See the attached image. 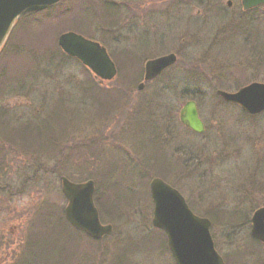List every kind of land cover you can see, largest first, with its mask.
I'll list each match as a JSON object with an SVG mask.
<instances>
[{
  "label": "rangeland",
  "instance_id": "obj_1",
  "mask_svg": "<svg viewBox=\"0 0 264 264\" xmlns=\"http://www.w3.org/2000/svg\"><path fill=\"white\" fill-rule=\"evenodd\" d=\"M232 1L229 10L216 0H63L16 24L0 55V144L18 147L1 146L11 166L0 172V264H17L27 251L9 257L6 228L18 238L28 232L29 248L37 237L20 264H173L151 226L145 183L153 171L143 165L153 159L211 221L226 264H264V244L250 236L252 214L264 207V112L247 116L216 96L264 82V8L244 14ZM65 32L101 43L117 77L101 86L65 56L56 43ZM170 54L175 64L136 93L145 62ZM189 100L201 135L179 123ZM115 111L128 128L120 148L110 140L115 130L106 138L102 129ZM61 177L94 182L109 235L94 240L67 225ZM130 192L144 199L132 202Z\"/></svg>",
  "mask_w": 264,
  "mask_h": 264
},
{
  "label": "water",
  "instance_id": "obj_2",
  "mask_svg": "<svg viewBox=\"0 0 264 264\" xmlns=\"http://www.w3.org/2000/svg\"><path fill=\"white\" fill-rule=\"evenodd\" d=\"M62 0H0V52L16 23L25 15L44 10ZM244 10L264 4V0H241ZM58 45L68 56L76 58L102 81L112 80L117 74L114 62L105 48L73 32L62 34ZM176 61L174 55L148 61L145 80L160 73ZM141 88V86L139 87ZM217 95L227 103L239 104L249 114L264 110V84L253 83L236 93L218 91ZM181 123L191 130L202 133L203 124L198 118L196 104L187 102L180 113ZM61 190L67 200L64 209L66 220L75 229L84 231L94 239H102L112 231L111 225H102L94 205V183H72L61 178ZM155 205L152 223L165 231L168 247L176 264H224L213 248L209 233L210 223L188 209L179 192L158 178L150 183ZM252 236L264 240V209L252 216Z\"/></svg>",
  "mask_w": 264,
  "mask_h": 264
},
{
  "label": "flooded vegetation",
  "instance_id": "obj_3",
  "mask_svg": "<svg viewBox=\"0 0 264 264\" xmlns=\"http://www.w3.org/2000/svg\"><path fill=\"white\" fill-rule=\"evenodd\" d=\"M216 1H218V4H217L218 8H221V9L223 8V5H225L226 9H229L230 10L231 7H232V5H233V1L232 0H216ZM236 3H237V6H239V8H241L240 9L241 12L244 13V14L251 13L252 11H255V10L243 11L242 10V7H241V1L240 0H236ZM159 76H161V74H159L158 76H156L155 78H153L151 80H148V81H144L143 82L144 74L142 75V80H141V75H139L137 77L139 79V81H138L139 84H138L137 87H139V85L141 83H143V84H142V89L141 90H136L137 91L136 93H141L144 90V88L146 86H149L150 84L153 85V83L156 82V79ZM134 82H137V80H134ZM99 84L100 85H105L106 82L99 83ZM133 92H135V91L134 90H130V89L127 90V93L129 95H130V93L132 94ZM162 92H165V91H163V90H157V91H155L153 89L150 90V93L153 94V95H155V94L156 95H161ZM163 96H165V95H163ZM124 118H125V115L123 114L122 111L121 112H116L115 111V112H113L111 114V120H112L111 123L109 125H105L102 128L104 130L103 131V134L105 135L106 138L111 137L112 132L115 130V132L113 133V135H114L113 137L114 138L113 139L110 138V140L118 148H120V146H121L120 142L123 141L125 139V137L127 136V134H125L123 136H121L122 134H120V132L122 133V130H124L125 133H126V131L128 129V128H124L123 129V120H124ZM1 143L2 144H0V163H1L0 164V172L2 171L1 169H4V168H7V167H10L11 166V162L9 160V153H7V155H6L5 154L6 148H1V146H6L8 149L18 148V147H16V145L15 146L14 145H11L10 142L9 143L1 142ZM107 144H109V143H107ZM21 151H22V148H21ZM27 152H29V151H27ZM2 153H4V154H2ZM39 153H41V152H37L36 154H39ZM41 154L43 155V153H41ZM126 161H128L129 163H134L135 162V158L129 157V158H127ZM153 163H154L153 168L154 169H157L158 170L157 172L160 173L161 170H160L159 164L155 160H153ZM53 175H54V173H53ZM55 175L58 176V172H56ZM6 232L7 233H5V236H6V240H5L6 247H5V250H6L7 254L9 255V257L12 256L13 253H16V252H19V251H21V253L22 252H25L26 251V248H27V251H26L24 257H22L21 260H20V262H18L17 264H20L21 261L23 260V258L26 257V255L29 253L28 250H30V252L31 251H34V252L36 251L37 237L35 238V247H34V245H32V247L29 248L28 239H27L28 232L24 231L25 233L22 236H20L19 238L16 237L15 235H13V231H12V234H10L11 233V230L10 229H9V233H8V230L6 228ZM8 236H9V238H7Z\"/></svg>",
  "mask_w": 264,
  "mask_h": 264
},
{
  "label": "trees",
  "instance_id": "obj_4",
  "mask_svg": "<svg viewBox=\"0 0 264 264\" xmlns=\"http://www.w3.org/2000/svg\"><path fill=\"white\" fill-rule=\"evenodd\" d=\"M141 193L140 192H138V194H136L135 192H130L129 194H128V196H129V198L131 199V201L132 202H134L133 201V199L136 197L137 199H139L140 197H141ZM100 211L102 212V210H101V208H100ZM103 213V212H102Z\"/></svg>",
  "mask_w": 264,
  "mask_h": 264
}]
</instances>
